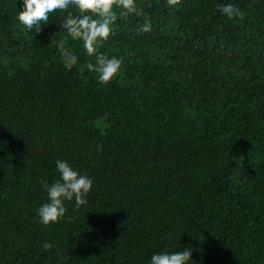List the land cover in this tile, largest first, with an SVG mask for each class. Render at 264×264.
<instances>
[{"label": "trees", "instance_id": "obj_1", "mask_svg": "<svg viewBox=\"0 0 264 264\" xmlns=\"http://www.w3.org/2000/svg\"><path fill=\"white\" fill-rule=\"evenodd\" d=\"M136 4L145 15L115 9L98 49L122 60L103 85L60 28L74 9L28 32L23 0H0V264H150L186 248L187 264H264V0ZM58 159L93 186L44 226Z\"/></svg>", "mask_w": 264, "mask_h": 264}, {"label": "clouds", "instance_id": "obj_2", "mask_svg": "<svg viewBox=\"0 0 264 264\" xmlns=\"http://www.w3.org/2000/svg\"><path fill=\"white\" fill-rule=\"evenodd\" d=\"M179 3L180 0H166V4L170 7ZM69 8L74 9L78 14L68 12L60 28L66 30L72 40L82 42L86 55L95 57L94 63L87 62V70L97 74L99 83L109 84L118 75L122 60L116 56L109 57L98 49L104 46L113 32L112 26L118 18L115 9H120V17L127 18L143 17L145 15L143 8L136 4V0H23V10L17 12V17L28 32L38 33L41 31V26L48 23L50 13L66 12ZM219 11L228 19L243 17V12L233 4L223 5ZM139 30L149 32L151 24L146 22ZM66 43V39L59 41L57 48L63 66L71 70L78 63L79 58L65 46ZM56 166L60 174L59 179L51 184L42 181L43 188L47 191L48 202L37 209V215L39 222L44 226L59 223L65 217L66 201H74L76 210L86 205L93 186L90 177L74 170L67 161L58 159ZM51 248L52 244L45 241L44 251L47 252ZM190 259H192V249L186 248L183 251L153 254L150 264H187Z\"/></svg>", "mask_w": 264, "mask_h": 264}]
</instances>
